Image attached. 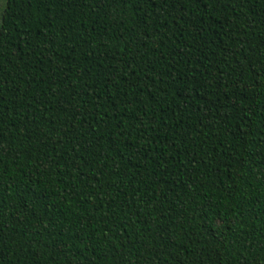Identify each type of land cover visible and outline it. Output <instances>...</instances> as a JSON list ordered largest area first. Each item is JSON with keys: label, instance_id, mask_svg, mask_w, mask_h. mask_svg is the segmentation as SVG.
<instances>
[{"label": "trees", "instance_id": "obj_1", "mask_svg": "<svg viewBox=\"0 0 264 264\" xmlns=\"http://www.w3.org/2000/svg\"><path fill=\"white\" fill-rule=\"evenodd\" d=\"M0 264H264V0H6Z\"/></svg>", "mask_w": 264, "mask_h": 264}, {"label": "rangeland", "instance_id": "obj_2", "mask_svg": "<svg viewBox=\"0 0 264 264\" xmlns=\"http://www.w3.org/2000/svg\"><path fill=\"white\" fill-rule=\"evenodd\" d=\"M4 7H5V3L0 5V24H1V18H2Z\"/></svg>", "mask_w": 264, "mask_h": 264}, {"label": "snow or ice", "instance_id": "obj_3", "mask_svg": "<svg viewBox=\"0 0 264 264\" xmlns=\"http://www.w3.org/2000/svg\"><path fill=\"white\" fill-rule=\"evenodd\" d=\"M6 3V0H0V5Z\"/></svg>", "mask_w": 264, "mask_h": 264}]
</instances>
